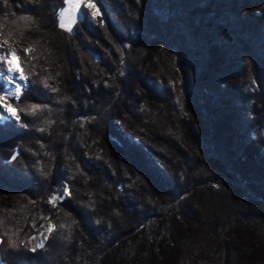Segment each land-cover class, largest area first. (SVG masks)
Listing matches in <instances>:
<instances>
[{"label":"trees","instance_id":"trees-1","mask_svg":"<svg viewBox=\"0 0 264 264\" xmlns=\"http://www.w3.org/2000/svg\"><path fill=\"white\" fill-rule=\"evenodd\" d=\"M94 1L0 0V263L264 264V0Z\"/></svg>","mask_w":264,"mask_h":264},{"label":"snow or ice","instance_id":"snow-or-ice-1","mask_svg":"<svg viewBox=\"0 0 264 264\" xmlns=\"http://www.w3.org/2000/svg\"><path fill=\"white\" fill-rule=\"evenodd\" d=\"M63 7L58 12L59 17V27L65 29L66 31H73V26L78 22L80 15L82 14L81 10L91 9V14L93 17L100 15V10L97 6V3L94 0H63ZM2 47V45H0ZM23 51L28 52L30 49H24ZM16 56V50L13 49L11 52L0 54V61H3L7 64V80L0 87V107H3L13 118L18 122L20 120L19 112L25 111L24 109H16L13 107V104L10 103V100L19 101L22 95V86L17 81L27 80V77L23 71L13 65L12 57ZM18 58V57H17ZM16 73H19L17 76ZM3 79V77H0ZM9 85H14L10 88ZM37 105H31V112L34 114L37 110ZM15 159V156H13ZM69 191L65 188V195H69ZM64 225H61L63 227ZM54 230L52 225H49L47 231L51 233ZM47 239V237H45ZM43 247V243L36 244L35 248ZM35 248L32 250L35 251Z\"/></svg>","mask_w":264,"mask_h":264},{"label":"bare ground","instance_id":"bare-ground-1","mask_svg":"<svg viewBox=\"0 0 264 264\" xmlns=\"http://www.w3.org/2000/svg\"><path fill=\"white\" fill-rule=\"evenodd\" d=\"M3 45L5 46V50L3 53L11 52L13 50V48L9 44L4 43ZM12 62H13L14 66H16L17 68L20 69V66H19V63H18L16 56L12 57ZM6 72H7V64L4 63L3 61H0V77H3V79H0V87H2L3 83L7 80ZM16 75L18 76L19 73H16ZM9 87L12 88V87H14V85H9ZM0 103H2V102H0ZM6 113H8V112L3 107H0V115H4Z\"/></svg>","mask_w":264,"mask_h":264},{"label":"rangeland","instance_id":"rangeland-1","mask_svg":"<svg viewBox=\"0 0 264 264\" xmlns=\"http://www.w3.org/2000/svg\"><path fill=\"white\" fill-rule=\"evenodd\" d=\"M95 2V1H94ZM97 6H98V8H99V10H100V6L97 4ZM91 9H87V12H88V14H89V16H91L92 18H96V17H93L92 16V14H91ZM79 19H80V17H79ZM4 43H7V44H9L13 49H15L16 50V48L18 47V42H16V41H8V40H3V41H0V45H2V47H0V54H2L3 52H4V50H5V46L3 45ZM16 57H17V55H16ZM18 60V59H17ZM20 66V65H19ZM17 83H20L21 84V86L25 83V80L24 81H17ZM9 117H11V115L9 114V113H6V114H4V115H0V121H2V120H4V119H7V118H9ZM48 226H49V224L48 223H45L44 224V227H45V229L47 230V228H48ZM45 235H46V233L44 232L42 235H41V238H40V242H42L43 241V239L45 238ZM1 264V263H0Z\"/></svg>","mask_w":264,"mask_h":264}]
</instances>
